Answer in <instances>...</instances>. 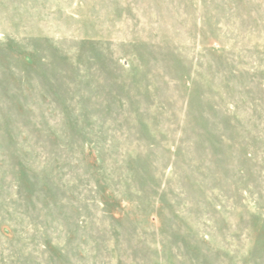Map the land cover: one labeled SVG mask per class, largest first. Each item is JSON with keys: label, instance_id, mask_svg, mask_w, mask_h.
I'll return each mask as SVG.
<instances>
[{"label": "rangeland", "instance_id": "374dc122", "mask_svg": "<svg viewBox=\"0 0 264 264\" xmlns=\"http://www.w3.org/2000/svg\"><path fill=\"white\" fill-rule=\"evenodd\" d=\"M0 264H264V0H0Z\"/></svg>", "mask_w": 264, "mask_h": 264}]
</instances>
